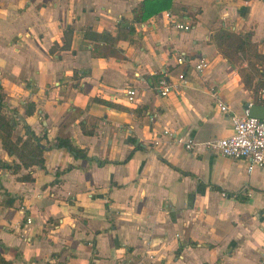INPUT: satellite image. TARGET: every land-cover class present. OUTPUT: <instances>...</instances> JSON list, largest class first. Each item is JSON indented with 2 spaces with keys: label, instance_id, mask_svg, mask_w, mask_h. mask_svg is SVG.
I'll return each mask as SVG.
<instances>
[{
  "label": "crops",
  "instance_id": "1",
  "mask_svg": "<svg viewBox=\"0 0 264 264\" xmlns=\"http://www.w3.org/2000/svg\"><path fill=\"white\" fill-rule=\"evenodd\" d=\"M142 1L0 0L2 111L12 139L29 131L44 149L42 167L0 166L11 264H261L264 170L204 144L233 133L231 112L264 107V0H172L137 21ZM221 27L243 40L230 57L211 40ZM164 71L186 85L159 95ZM0 159L19 162L1 142Z\"/></svg>",
  "mask_w": 264,
  "mask_h": 264
},
{
  "label": "built area",
  "instance_id": "2",
  "mask_svg": "<svg viewBox=\"0 0 264 264\" xmlns=\"http://www.w3.org/2000/svg\"><path fill=\"white\" fill-rule=\"evenodd\" d=\"M170 17V14L167 13ZM174 27L187 31L190 29L189 24L174 21ZM178 64L186 62L185 56L180 54L176 58ZM207 66L205 59H200L194 68L201 71ZM187 83L185 72H179L175 78H170L166 71L162 74L157 82V90L159 95L166 96L172 92L178 91ZM125 94L128 102L135 100L136 89L133 86L126 88ZM259 97L264 99V86L259 89ZM217 106L221 111L229 110L227 104L217 101ZM253 104L247 103L240 114L230 113L229 119L233 128V133L229 136L207 141L204 145L207 149L216 151L217 153L233 159H242L247 162V171L250 172L255 168L264 170V118H257L250 115V108ZM164 134H170L184 146L185 149L191 150L196 141L192 137H177L176 134L168 130L163 131ZM158 143V140H155ZM29 221V219L27 220ZM261 264H264V253L261 256Z\"/></svg>",
  "mask_w": 264,
  "mask_h": 264
},
{
  "label": "trees",
  "instance_id": "3",
  "mask_svg": "<svg viewBox=\"0 0 264 264\" xmlns=\"http://www.w3.org/2000/svg\"><path fill=\"white\" fill-rule=\"evenodd\" d=\"M172 0H143L139 5H137L133 10V18L137 21L147 19L154 13L168 9L171 6ZM211 40L216 44V46L227 56L230 55L229 49L232 47L237 51L243 44V40L240 35L230 31L225 27H221L216 30ZM230 57V56H229ZM104 103L106 101L101 100ZM3 103L2 96L0 93V142L3 150L9 154L13 155L18 159L17 162L8 164L0 159V166L4 168H10L14 172L18 171L22 166L29 167L33 164L38 166H43V145L38 136L34 133L27 131L25 139L18 136L12 139V134L14 131L13 119L9 118L6 113L2 111ZM57 148H64L68 152L72 153L76 158H86V151L74 146L67 138H58L55 142ZM67 167L66 169H69ZM22 179L30 180L29 176H23ZM6 205L13 203L14 198L10 194L5 195ZM0 264H11L4 256L2 249L0 247Z\"/></svg>",
  "mask_w": 264,
  "mask_h": 264
},
{
  "label": "water",
  "instance_id": "4",
  "mask_svg": "<svg viewBox=\"0 0 264 264\" xmlns=\"http://www.w3.org/2000/svg\"><path fill=\"white\" fill-rule=\"evenodd\" d=\"M250 115L257 117V118H264V107L253 105L250 108Z\"/></svg>",
  "mask_w": 264,
  "mask_h": 264
}]
</instances>
